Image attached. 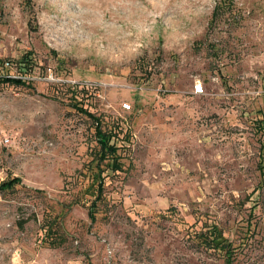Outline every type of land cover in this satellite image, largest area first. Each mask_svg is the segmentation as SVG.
Returning <instances> with one entry per match:
<instances>
[{
  "label": "rangeland",
  "instance_id": "obj_1",
  "mask_svg": "<svg viewBox=\"0 0 264 264\" xmlns=\"http://www.w3.org/2000/svg\"><path fill=\"white\" fill-rule=\"evenodd\" d=\"M0 60V264H264V0H0Z\"/></svg>",
  "mask_w": 264,
  "mask_h": 264
},
{
  "label": "trees",
  "instance_id": "obj_2",
  "mask_svg": "<svg viewBox=\"0 0 264 264\" xmlns=\"http://www.w3.org/2000/svg\"><path fill=\"white\" fill-rule=\"evenodd\" d=\"M23 59L20 61L22 63V66H24L28 62V59L24 55L22 57ZM26 69V68H25ZM1 84H9L14 86H23L25 85V80L21 78V76L8 74V69L3 68L2 66V60H0V85ZM80 109V108H79ZM82 110V109H81ZM84 111V110H82ZM86 115L95 121V134L97 138V143L99 145V158L100 160L108 159V162L106 164L107 168H110L111 170H117L120 168L119 163L117 162L116 158V151H117V145L115 142H111V138L114 136L110 133H106L101 128V122L98 119V117L94 116L92 113L84 111ZM261 120H264L262 118ZM261 123V122H260ZM101 171V170H100ZM100 178V179H99ZM98 186L96 188V197L90 204V217L93 218V215L91 214L92 207L95 206V202L99 201L101 198V192H102V176L99 173L98 175ZM17 185H23L19 177L12 176L9 177L3 181L0 182V191L6 192L13 188H15ZM36 191V190H35ZM38 191V190H37ZM29 218H24L20 220L19 226L22 227V225L28 220ZM45 234H49V232H56V236L58 235V231L56 228H54V225L50 222L45 224ZM200 236H202V244L206 247H212L217 248L220 250V252H223V264H233V256L235 255V247L233 246L232 240L229 239L227 236L223 237L224 232L222 229L218 228L215 223L207 224L205 225V228L203 230H200ZM59 239V237L57 238ZM60 240V239H59ZM56 237L51 238L49 240L50 243L56 244ZM59 243V242H58ZM57 243V244H58Z\"/></svg>",
  "mask_w": 264,
  "mask_h": 264
},
{
  "label": "built area",
  "instance_id": "obj_3",
  "mask_svg": "<svg viewBox=\"0 0 264 264\" xmlns=\"http://www.w3.org/2000/svg\"><path fill=\"white\" fill-rule=\"evenodd\" d=\"M10 64L11 63L8 60H2V66H3V68L8 69V67L10 66ZM192 91L195 94H201V93H203V85H202V83L200 81L194 83L193 84ZM121 108L123 110H129L131 108V106H130L129 103L123 102L121 104Z\"/></svg>",
  "mask_w": 264,
  "mask_h": 264
}]
</instances>
